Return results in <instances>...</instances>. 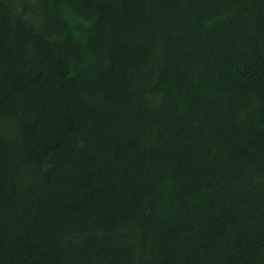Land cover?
I'll use <instances>...</instances> for the list:
<instances>
[{
	"label": "trees",
	"instance_id": "16d2710c",
	"mask_svg": "<svg viewBox=\"0 0 264 264\" xmlns=\"http://www.w3.org/2000/svg\"><path fill=\"white\" fill-rule=\"evenodd\" d=\"M0 264H264V0H0Z\"/></svg>",
	"mask_w": 264,
	"mask_h": 264
}]
</instances>
